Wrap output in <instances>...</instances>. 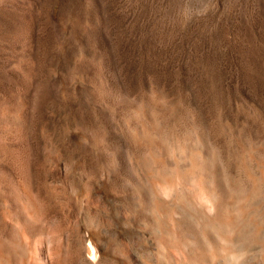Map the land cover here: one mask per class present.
<instances>
[{
  "label": "rangeland",
  "instance_id": "obj_1",
  "mask_svg": "<svg viewBox=\"0 0 264 264\" xmlns=\"http://www.w3.org/2000/svg\"><path fill=\"white\" fill-rule=\"evenodd\" d=\"M195 131L238 180L229 193L254 180L263 237L264 0H0V240H19L13 252L36 258L22 224L40 225L58 236L56 261L76 264L69 242L76 225L87 237L86 213L115 227L123 210L121 154L145 152L157 172L154 159L179 155L172 136Z\"/></svg>",
  "mask_w": 264,
  "mask_h": 264
},
{
  "label": "bare ground",
  "instance_id": "obj_2",
  "mask_svg": "<svg viewBox=\"0 0 264 264\" xmlns=\"http://www.w3.org/2000/svg\"><path fill=\"white\" fill-rule=\"evenodd\" d=\"M136 128L139 127L136 125L134 129ZM144 129L145 126L142 130ZM192 133L194 136L190 135L189 140L185 141H180L178 135L172 136V139L178 142L179 155L175 154L171 159L168 156L151 158L154 159L157 172L144 170L147 164H150L147 163L145 152L139 155L132 153V156L120 155V163L126 169L123 182L125 197L121 204L123 210L121 213H115V227L111 223L102 224L98 217L89 218L86 210L83 221H86L87 237H83L86 234L81 236L76 225L74 238L68 240L71 242L69 246L75 247L73 252L76 264H264V236H260L261 224L256 218V209L248 203L257 185L255 186L252 179L253 189L245 196L236 197L237 193H229L224 181L229 183L235 192L239 190L238 180L227 171L221 153L211 146L208 139L206 140L199 131ZM137 138L134 137V140L132 137L133 144L137 147H147L148 151H151L150 148L154 145L159 153L166 151L163 144L157 140L152 142L145 140V137ZM187 142L190 144V150L186 156L184 153L187 152ZM193 148L196 150L193 151ZM242 148L246 150L243 145ZM250 148L249 152L252 149ZM235 171L236 175H239V165H236ZM259 173L260 182L263 183L264 171L260 169ZM192 186L197 191L194 192ZM83 208H79V213ZM22 225L26 234L38 236V256L36 253V258L33 259L24 253L19 255L17 250L14 252L18 254L14 253V247L20 246L17 243L19 240L15 242L14 239L8 238L7 242L0 240V264H36V261L40 264H60L56 261L58 254L55 253L57 234H48L47 229L40 225ZM262 225L264 226L263 223ZM115 228L125 234L126 247H120L118 242H111L106 237V231L113 232ZM99 245L111 253L110 259L102 258L98 251Z\"/></svg>",
  "mask_w": 264,
  "mask_h": 264
}]
</instances>
